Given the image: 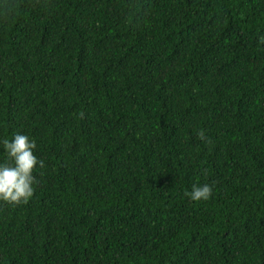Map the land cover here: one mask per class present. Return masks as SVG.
<instances>
[{
  "label": "trees",
  "instance_id": "1",
  "mask_svg": "<svg viewBox=\"0 0 264 264\" xmlns=\"http://www.w3.org/2000/svg\"><path fill=\"white\" fill-rule=\"evenodd\" d=\"M16 133L0 264H264V0H0Z\"/></svg>",
  "mask_w": 264,
  "mask_h": 264
},
{
  "label": "clouds",
  "instance_id": "2",
  "mask_svg": "<svg viewBox=\"0 0 264 264\" xmlns=\"http://www.w3.org/2000/svg\"><path fill=\"white\" fill-rule=\"evenodd\" d=\"M0 145L10 160V163H0V202L10 205L27 203L34 194V169L43 166V161L34 154L35 140L16 133L11 140H0ZM212 191V185H194L185 195L192 201L208 200Z\"/></svg>",
  "mask_w": 264,
  "mask_h": 264
}]
</instances>
